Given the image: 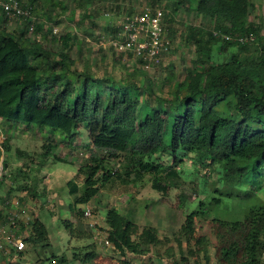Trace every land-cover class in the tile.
<instances>
[{
  "label": "trees",
  "instance_id": "trees-1",
  "mask_svg": "<svg viewBox=\"0 0 264 264\" xmlns=\"http://www.w3.org/2000/svg\"><path fill=\"white\" fill-rule=\"evenodd\" d=\"M20 1L36 16L45 6L42 0H32L30 4ZM89 1L92 0H78V5ZM171 1L175 12L183 9L185 14L202 17L200 24L186 26V41L195 48L198 58L196 66L186 69L173 98L154 95L151 85L143 87L151 99L149 105L153 106L147 112L143 89L137 83L124 84L77 68L71 53L78 42L77 27L60 35L61 47L53 50L46 40L27 36L28 21L17 33L3 28L1 23L8 19L0 12V120L8 132L0 154L11 151L9 134L19 127L34 128L39 133L56 130L64 139L53 136L44 141L37 166L50 160L69 162L58 149L65 146L72 149L82 128L87 129L88 162L76 174L83 182H68L76 206H87L100 191L112 192L119 185L124 191L135 190L146 176L150 177L152 188L165 195L170 187L198 177L180 166L187 153L194 154L202 164L212 167L220 187L213 189L209 200L201 198L187 214L178 241L189 243L196 237L198 217L210 216L224 197L240 201L241 207L256 195L255 191L242 187L250 184L255 188L264 177V12L255 13L253 0ZM50 5L55 6L56 1ZM149 5L164 9L165 24V8L155 0ZM48 13L50 18L51 11ZM35 27L38 33L45 28L51 31L41 21H36ZM112 28L115 35L117 29ZM85 33L86 37H93L90 29ZM165 156L171 157L172 162L159 160ZM7 167L8 161L4 159L2 171ZM24 174L26 180H31ZM207 176L201 179L202 185ZM4 181L0 178V187ZM20 185V198H24L28 185ZM34 189L37 197V184ZM259 189L264 194V187ZM214 221L221 235L218 247L221 261L260 264L264 251V203L251 206L247 212L241 210L234 220L218 217ZM61 223L74 235L72 222ZM106 223L108 240L122 254H144L145 246L163 244L156 227L145 226L140 230L136 222L118 209L106 212ZM28 225L31 231L25 242L40 245L47 252L52 244L48 225L37 217L31 218ZM88 248L84 253L74 252V260L99 264L93 246ZM190 255L194 257L193 263L183 255L180 260L174 258L173 264H211L209 256L204 262L193 249ZM51 257L57 264L71 263L66 253H53ZM122 264L147 263L124 259Z\"/></svg>",
  "mask_w": 264,
  "mask_h": 264
},
{
  "label": "rangeland",
  "instance_id": "rangeland-1",
  "mask_svg": "<svg viewBox=\"0 0 264 264\" xmlns=\"http://www.w3.org/2000/svg\"><path fill=\"white\" fill-rule=\"evenodd\" d=\"M22 1L30 4L32 0ZM42 1L45 6L40 10L39 16L32 13L33 23L35 24L36 21L44 22L45 25L51 27V31H47L45 28L38 33L35 27V30L27 33V36L32 40L36 36L41 40H46L53 50H58L61 47L60 35H64L73 26L77 27L78 42L71 52L76 60L77 68L80 71L89 70L96 77L111 78L118 82L122 81L124 84L137 83L143 89L146 112L151 111L153 106L149 105L151 99L148 97L147 91L144 90V86L151 85L155 91L154 95L160 94L165 98H173L177 86L185 78L186 69L196 66L197 52L186 41L188 34L186 26L200 24L202 17H198L194 13L185 14L183 9H178L175 12L172 10L171 0L155 1L156 4L164 7L167 13L165 32L172 42V48L169 53L160 57L149 67L145 66L144 62H139L137 57L133 55L126 56L118 53L110 46L109 39L114 35L112 34V26H115L116 20L128 15L127 13H131V15L138 13L145 6H149L153 0H92L85 2L83 6L78 5V0H55V6L50 5L54 0ZM59 1L61 5H58ZM253 1L256 5L255 13H263L264 0ZM48 11H51L50 18ZM24 21H6L1 23V26L9 32L17 33L24 26ZM86 29L93 32V37L85 36ZM203 57L206 59L207 54ZM106 91H110L109 87ZM17 130L12 131L14 136H11L12 133L9 134L11 151L6 153L2 151L0 154L2 166L4 159L8 161L7 170L2 171L0 169V178L5 179L3 186L0 187V229L13 230L19 236L27 238L31 231L28 225L29 220L38 218V214L41 216L47 207L54 208L55 215L59 216V219L57 223H52L50 220L46 221L52 243L47 252L43 251L44 249L40 245L29 242H26V248L21 252L14 251L11 245L6 244L9 252L0 251V264H57L51 257L53 253H66L70 258V264H86L75 261L73 256L76 251L80 253L88 251L89 246H93L97 252L96 262L99 264H122L124 259L136 263L173 264L174 258L180 260L183 255L187 256L193 263L194 257L190 255L191 249L195 250L197 258L204 262H206V256H209L211 264H228L219 259L218 247L221 244V235L217 222L214 220L218 217L234 220L241 215V210L247 212L251 206L264 203V194L259 189L260 186L264 187L263 177L260 184L256 185L255 188H252L250 184L242 187L246 190L255 191L254 197H251L241 207L240 201L237 202L224 197L222 202L212 209L210 216H201L196 219L197 231L193 241L187 243L181 239V243H179L180 229L187 214L196 208L201 198H208L209 200V194L213 192V189L220 187L216 174L211 171L212 167L208 166L207 163L202 164L194 154L187 153L180 162V166L186 170H191L198 177L194 180L182 181L178 187H170L165 195L153 189L150 177L146 176L136 186L135 190L129 188L128 191H124L121 185L112 192L102 190L87 206L78 204L74 209L75 198L67 194V191H63L65 187L62 186L64 183L61 182L62 188L59 198H62V203L60 202L59 207H57L54 194L58 189L52 187L48 194L50 196L48 206H44L39 200L42 197L34 196L36 184V190L41 191L38 179L34 180L33 177L34 175L35 177L38 176L34 170L38 168L39 152L44 141L53 136L59 139H64V137L56 130H46L40 133L34 128L29 130L19 127ZM7 136L5 124L0 120L1 145L4 144ZM89 143L88 131L83 127L76 140V145L72 149L68 146L58 149L61 155L67 156L69 162L51 164L53 171L61 174V179L76 180L82 184L83 179L76 178V174L79 168L88 162ZM159 160L166 163L172 162V158L169 156ZM112 166H115V162H112ZM24 173L35 182L26 180ZM205 174L208 175V180L205 185H202L201 179L204 178ZM20 184L28 185V193L23 196L24 198H20L22 196L18 189ZM87 207L93 209L92 217L85 216L84 210ZM110 209L120 210L121 213L136 222L140 230L145 226L156 227L163 244L157 247L145 246L146 252L144 254L131 252L122 254L114 249L111 243H98L94 238L96 232L100 231L103 232V235L108 236L106 212ZM227 213L228 215H226ZM14 214H18L19 221L17 227L12 228L8 221ZM62 220L73 223L74 235L67 232L64 224L61 223ZM200 238H204L202 243L198 241ZM171 252L174 253V257H170ZM260 264H264V251L260 256Z\"/></svg>",
  "mask_w": 264,
  "mask_h": 264
},
{
  "label": "built area",
  "instance_id": "built-area-1",
  "mask_svg": "<svg viewBox=\"0 0 264 264\" xmlns=\"http://www.w3.org/2000/svg\"><path fill=\"white\" fill-rule=\"evenodd\" d=\"M0 12L6 15L8 21L30 22L28 32L35 30L32 11L23 6L20 0H0ZM115 27L117 31L109 39L110 46L120 54L141 58L147 67L171 51V42L165 32L164 9L161 7L145 6L136 14H128L116 20ZM92 211V208L87 207L84 210L85 216L92 217ZM18 219V214L10 217L12 228L17 227ZM94 238L100 244H110L108 236L103 235V232H96ZM6 244L17 251L26 248L24 238L16 231L0 229V251L9 252Z\"/></svg>",
  "mask_w": 264,
  "mask_h": 264
},
{
  "label": "crops",
  "instance_id": "crops-1",
  "mask_svg": "<svg viewBox=\"0 0 264 264\" xmlns=\"http://www.w3.org/2000/svg\"><path fill=\"white\" fill-rule=\"evenodd\" d=\"M11 133H12L11 136H14V132H11ZM55 162H59V161L50 160L44 166L38 167L37 169L34 170V172L36 171L38 174L37 177H35V175L33 176L34 180L38 179L39 186L41 187V191H38V193H39L38 197H42V198H39V200L42 202V204L44 206H48V199L50 197L48 194H49V191L52 187L58 189V190H56V193L54 194V196H55L54 200L57 202V207H59V203L60 202L62 203V201H63L62 198L61 199L59 198L60 192H61L60 189L62 188V186L65 187V190L63 189V191H67V194L72 196L70 193V186L68 184L69 180H65L66 178L61 179L62 175L59 174L57 171H53L51 164H54ZM0 168L2 170L1 161H0ZM23 169H25V168H23ZM29 169H31V168H29ZM41 177H42V179H41ZM34 180L31 178L30 182H32ZM61 182L64 183V184H62V186H61ZM75 207H77V206L74 205V209H75ZM38 215H39L38 218L40 220L44 221L45 223L47 220H50L52 223H57L58 219H59V216L55 215L54 208L52 209V208L47 207V209L45 210V212L43 214H41V216H40V214H38ZM68 215H70V214H68ZM14 251L21 252V251H17L16 249H14Z\"/></svg>",
  "mask_w": 264,
  "mask_h": 264
}]
</instances>
